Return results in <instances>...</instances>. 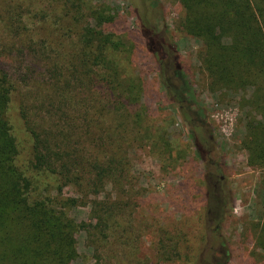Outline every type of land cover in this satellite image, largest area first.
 <instances>
[{
  "label": "rangeland",
  "instance_id": "obj_1",
  "mask_svg": "<svg viewBox=\"0 0 264 264\" xmlns=\"http://www.w3.org/2000/svg\"><path fill=\"white\" fill-rule=\"evenodd\" d=\"M97 1L114 15L103 29L127 46L125 65L142 81L146 116L144 131L122 146L128 171L125 177L118 184L106 182L104 190L95 195L79 181L36 166L32 133L45 139L44 146L59 147L61 154L66 149L73 156L81 143L64 139L67 124L61 113L69 106L60 105L62 112L55 117L61 119L34 109L25 111V118L21 116L24 103L37 107L31 93L41 85L21 80L26 73L38 78L37 69L29 72V65L20 57L15 36L5 27L7 2L0 0V66L18 86L7 112L18 146L16 165L33 183L30 201H76L65 208L70 219L83 224L75 235L78 257L70 264H197L204 255L211 258L201 264H264V168L250 165L246 147L249 121L264 125L263 115L253 106L254 86L246 83L227 88L212 82L204 67L208 55L202 42L181 27L184 9L180 0ZM25 17L23 23L33 41L46 42L44 53L50 59L43 58L42 65L50 60L68 65L70 44H53L48 28L42 29L45 23L40 16L29 13ZM140 31L153 39L148 41L149 47ZM47 73L51 82L53 73ZM163 80L169 81L170 92L160 86ZM180 80L189 91L181 109L171 100L180 95ZM197 139L203 141L201 150L193 143ZM72 159L63 162L70 174L76 173L70 166ZM210 165L218 168L213 181L223 177L226 195L220 219L213 224L206 212L213 211L218 200L209 180ZM98 200L107 202V210L110 207L106 225L90 218ZM209 233L219 239L217 251L210 253L214 241L209 242L213 240ZM197 245L200 250L192 262V249Z\"/></svg>",
  "mask_w": 264,
  "mask_h": 264
},
{
  "label": "trees",
  "instance_id": "obj_2",
  "mask_svg": "<svg viewBox=\"0 0 264 264\" xmlns=\"http://www.w3.org/2000/svg\"><path fill=\"white\" fill-rule=\"evenodd\" d=\"M5 1V27L15 36L17 51L29 65V72L35 73L37 69L38 78H29L26 73L21 80L24 84L31 81L41 85L31 93L37 107L29 108L24 103L20 106L21 116L25 118V111L34 109L40 115L54 118L62 112V106H69L61 113L67 124L64 139L81 143L73 156L66 149L61 154L59 147L54 150V146H44L45 139L32 133L36 166L46 167L67 180L79 181L98 195L106 182L118 184L125 177L128 171L122 146L145 128L142 81L125 65L129 60L127 46L103 29L113 22L114 15L97 0ZM180 3L184 9L181 27L202 42L208 55L204 67L212 82L227 88L253 85V106L264 117V0H180ZM29 13L40 16L39 20L45 23L42 29L48 28L47 36L52 37L50 42L70 44L68 65L59 66L51 60L49 65L47 62L42 65L46 42L33 41L22 19ZM50 26L53 28L49 29ZM140 33L148 46L153 39L148 40L143 31ZM39 64L45 69V77ZM47 72L53 73L51 82ZM11 77L0 66V264H70L78 257L75 235L83 224L70 219L65 208L76 201L55 199L53 204L30 201L33 183L16 165L18 146L7 114L17 86ZM160 84L170 92L169 81ZM177 90L179 97L171 100L181 107L189 96L186 82L180 80ZM247 126L249 163L264 168V125L251 119ZM193 143L201 150L202 140ZM67 158H73L70 166L76 173L70 174L63 165ZM94 202L97 208L90 218L106 225L110 207L107 210L105 200ZM192 250L195 262L199 245ZM199 261L197 264L205 262Z\"/></svg>",
  "mask_w": 264,
  "mask_h": 264
},
{
  "label": "flooded vegetation",
  "instance_id": "obj_3",
  "mask_svg": "<svg viewBox=\"0 0 264 264\" xmlns=\"http://www.w3.org/2000/svg\"><path fill=\"white\" fill-rule=\"evenodd\" d=\"M209 168H210L209 169V173L212 176V177L209 178V180L212 183V187H213L214 191L216 192V195H217L216 197H218V200L216 202V206H215L213 211L210 210V209L207 210V216H208L207 218H210V216H211L213 222L209 223V221H208V222H206V224L207 223L213 224L216 220L220 219L221 215L219 213V210H220V208H221V206L223 204V200H224L226 195H225L224 188H223V177L220 176L218 181H216V182L213 181L214 177H216V175H217L218 168L216 166H212V165H210ZM220 196H222V198ZM211 218H210V220H211ZM208 236H209V238L213 239V240H211L209 242L212 243V241H214L213 244H212L213 246H211V245L209 246L208 252L209 251L210 252L217 251V249L219 247L217 241H219V239L215 235L210 234V233L208 234ZM207 242H208V240H207ZM209 258H211V255L209 257L208 256L206 257L204 255L202 258L199 259L200 260L199 262L205 261L206 263H208L209 262Z\"/></svg>",
  "mask_w": 264,
  "mask_h": 264
}]
</instances>
